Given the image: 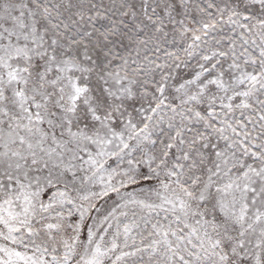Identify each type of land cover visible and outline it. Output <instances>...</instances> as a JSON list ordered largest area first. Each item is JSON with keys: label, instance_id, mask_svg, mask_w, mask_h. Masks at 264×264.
I'll use <instances>...</instances> for the list:
<instances>
[{"label": "snow or ice", "instance_id": "6c2138e0", "mask_svg": "<svg viewBox=\"0 0 264 264\" xmlns=\"http://www.w3.org/2000/svg\"><path fill=\"white\" fill-rule=\"evenodd\" d=\"M0 264H264V0H0Z\"/></svg>", "mask_w": 264, "mask_h": 264}]
</instances>
